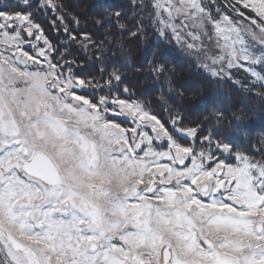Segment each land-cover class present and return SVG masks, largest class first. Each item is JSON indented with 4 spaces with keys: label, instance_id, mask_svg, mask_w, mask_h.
Returning a JSON list of instances; mask_svg holds the SVG:
<instances>
[{
    "label": "snow or ice",
    "instance_id": "obj_1",
    "mask_svg": "<svg viewBox=\"0 0 264 264\" xmlns=\"http://www.w3.org/2000/svg\"><path fill=\"white\" fill-rule=\"evenodd\" d=\"M96 7L98 33L63 0H0V264H264V137L218 100L161 114L135 77L171 92L173 69L126 62L151 32L264 100V0Z\"/></svg>",
    "mask_w": 264,
    "mask_h": 264
},
{
    "label": "trees",
    "instance_id": "obj_2",
    "mask_svg": "<svg viewBox=\"0 0 264 264\" xmlns=\"http://www.w3.org/2000/svg\"><path fill=\"white\" fill-rule=\"evenodd\" d=\"M63 2L71 15L80 17L82 24H88L87 31L94 33L100 31L91 25L92 17L96 16L98 11L96 6L99 0H63ZM113 3L126 4L127 0H113ZM145 54L150 60L167 62L174 72L171 92L167 90L161 92L153 87L152 80L135 77L138 89L149 93V99L157 101L154 106L161 114L166 115L165 108L170 107L192 121L202 120L204 119L202 115L204 102L218 100L223 108L237 110L244 115L245 124L252 133L253 143L256 139L264 137V100L247 94L234 93L231 88L217 87L205 80L195 69L180 59L178 52L163 44L158 45L151 32L146 38L132 42L126 50V62L131 65L134 60H138ZM169 75L171 76L172 73ZM161 96L163 100L159 99Z\"/></svg>",
    "mask_w": 264,
    "mask_h": 264
}]
</instances>
